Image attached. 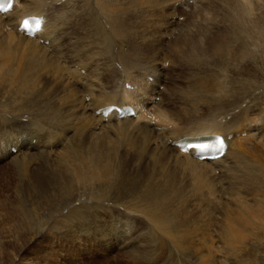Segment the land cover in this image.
I'll list each match as a JSON object with an SVG mask.
<instances>
[{"label": "bare ground", "instance_id": "6f19581e", "mask_svg": "<svg viewBox=\"0 0 264 264\" xmlns=\"http://www.w3.org/2000/svg\"><path fill=\"white\" fill-rule=\"evenodd\" d=\"M222 1L230 13L224 11L228 20L221 19L223 12L217 21L231 25L214 33L217 27L201 25L208 23L213 6L214 12L221 8L212 0H14L10 11L0 13V161L8 159L21 170L22 197L44 211L58 210L66 227L92 246L127 249L129 258L141 262L154 258L155 244L167 264H228L230 252L236 264H259L248 249L264 248V175L254 181L257 190L251 196L233 206L214 207L215 216L193 201L196 188L222 195L226 187L213 180L212 171L220 169L217 164L233 155L232 150L247 157L262 155L247 142L255 133L240 125L222 131L215 121L174 130L169 126L176 120L170 97L210 93L193 72L190 91L173 71L165 83V67L160 65L166 58L173 63L208 54L223 58L236 41L240 48L233 53L248 54L251 33L240 31V22L257 28L253 35L264 42L263 12L257 15L246 0ZM214 12L209 13L211 21ZM31 15H43L41 29L33 37L24 36L16 28ZM88 47L104 57L95 66L75 54ZM163 98L171 109L161 106ZM111 104L131 105L135 117L96 114ZM22 113L32 117L25 122L16 116ZM203 134L225 138L222 157L198 160L174 144ZM112 208L131 213L122 216ZM134 214L144 219L140 230Z\"/></svg>", "mask_w": 264, "mask_h": 264}, {"label": "rangeland", "instance_id": "374dc122", "mask_svg": "<svg viewBox=\"0 0 264 264\" xmlns=\"http://www.w3.org/2000/svg\"><path fill=\"white\" fill-rule=\"evenodd\" d=\"M217 1L218 2H216V0H212L215 5L218 4L216 6L221 5V8L217 10L219 13H221L219 14L216 10V12H214V6L212 7V10L209 11L211 14L212 11L216 14L213 16V21L216 19L215 22L211 21L212 17H209L211 14L209 15L208 13V19L204 18L208 21V23L204 22L205 26L204 24H201L204 28L208 25L209 29V25H212L213 28L215 27L214 29L217 27L216 30L211 29L212 32L220 30L221 27V29H228L230 27L229 24L231 25L229 21L219 22L221 19L223 20V17L226 19V16L228 13H230V10H228L229 12L226 11L227 6L226 4L222 6V0ZM246 1L250 2L251 5L254 6L257 15L262 12L264 14V0ZM204 3L205 2L203 1L202 4ZM224 11L227 12V15H225L226 12ZM223 12L224 16H222L220 19L219 16L223 15ZM182 17H184L185 20L187 19L184 15H182ZM218 19L220 20L217 21ZM226 20H228V18ZM227 23L229 24L227 25ZM240 23V31L243 32L245 29H249L247 32L251 33L249 34L248 41L252 40L251 42L253 45L250 46V51L248 54H234L240 48V42L236 41L233 42V46L230 48L231 50L223 58L221 57V54H217L215 56H210L208 54L207 57L204 56L199 60L190 57L189 59H186L187 63L182 60L181 62L178 61L173 63L167 58L160 61V65L168 69L167 71L164 68L165 83L168 82V73L173 71V73L180 79V82H182L184 85H188L187 88L189 87V89H186V87L185 89L190 91L189 83L194 79V76L192 75L193 73H197L199 74L198 82L201 84L202 89L207 90L204 92H208V94L210 93L209 95L205 94L206 96L201 98L193 96L190 94V92L179 93L177 95L178 97L171 96L169 101L175 109L176 120L173 125L169 126L173 127V129L176 131H183L193 127L198 128L201 126H206V124L215 121V125L218 127V129L225 131L240 125L246 127L248 131H253L255 133H252L254 135L248 133L249 135L247 142L249 141L248 144L253 146L256 152L262 153V155H257V153H255L253 157H247L236 150H232L233 155H228L224 160H222V162L217 164V166L219 165L218 167H220L221 171H212V174L215 173L212 178L216 183L221 182L223 185H225L226 188L222 190L223 192L221 191V196H215L216 192H214V190V193L211 194V190H204L203 187L199 190V188L195 189L194 187L196 190V197H194L193 201L196 200L195 203L207 208L208 213H211L208 215L210 217L215 216V214L211 212L213 209L225 208L229 205L233 206L235 202L245 200V197L251 196L252 193L257 190L253 189L255 188L254 185H256L254 184V181L257 183V181L260 179V176L264 175V161H262L264 158V42L260 41L259 38L257 39L255 34V36L253 35L257 28L251 27L249 22ZM67 26L65 28L63 27L65 29L64 32L67 30V28L69 29ZM235 26L238 27V24H235ZM250 30L253 31L251 32ZM72 31L76 30L74 29ZM67 34H65L66 37H69ZM190 52L189 53L194 56L193 50ZM75 54L78 55L79 60L82 62H91L94 66L96 65L95 61L97 59L104 58L101 56V54H98L97 49L93 47H88L86 49L83 48V51L79 52V54ZM99 56L102 58H98ZM183 78L187 81L185 80V82H183ZM216 80L219 82L218 86L221 85L219 91H214V88L218 87H214L216 86ZM83 86L84 85H82V87ZM210 95L211 97L215 98L209 97ZM2 97L3 96L0 93V98ZM192 98L193 100H191ZM161 106L168 109L172 108V106H169L168 101L164 98L162 99ZM209 115H214V118H211ZM16 116H20L19 118L23 119L26 118L27 120L25 119V122H27L30 117H32L30 113H22L23 117L20 114ZM205 116H207V119ZM202 118L206 119L207 123H205L206 121L204 120L202 121ZM155 123L161 124V126L163 124L157 121ZM255 126L258 128L253 129ZM256 129L257 132H255ZM230 151L231 149L228 151V153ZM4 160L0 161V264H167L164 253H157L158 247L155 244H153V247H155V250H157L155 253V255H157H154V258L147 261L146 263L141 262V260H139V258L136 259V257L133 259L129 258L127 256V249H125L127 251H121V249L115 250L109 248L107 245H94L95 247L92 246L90 242L87 241V239H82V237H80L74 228L72 230L67 228L68 226L65 225L61 218L57 217L59 213L58 210L49 209L48 211H44L40 205L34 207V202L31 198L27 196H23V198L18 192L21 188V183L20 176L18 177L17 174L19 172L20 175L21 170H19L16 165L13 166V164L7 163L6 160L8 159ZM214 165L215 164L211 165L212 168H214ZM193 179H191V181H193ZM249 179L252 181L250 182ZM258 184L260 183L258 182ZM263 187L264 184L262 185V188ZM198 190L200 191L199 193ZM73 196L70 200L72 203L75 200ZM128 196H130V194ZM55 203L57 202H53V204ZM205 205H208V207ZM209 206L212 208L209 209ZM111 210L112 213H118L119 215L122 214V216L128 215V212L131 213L130 211L123 208H112ZM66 212L67 209H64L63 213ZM133 217L135 219L134 221L137 222V228L140 230L145 224H143L144 219H141V216L138 214H134ZM226 217L227 214H225V218ZM230 219H232V217H230L229 220ZM63 225L67 227H62ZM208 241L207 245H210L211 240L209 242ZM251 246L248 251H251L250 253L253 255L251 258L254 259L252 260L255 262L257 261L259 264H264V248L260 247L256 248L255 250V248L252 249ZM231 253L232 252H230V257L233 259L228 264H236L235 258L233 256L234 253Z\"/></svg>", "mask_w": 264, "mask_h": 264}, {"label": "snow or ice", "instance_id": "6c2138e0", "mask_svg": "<svg viewBox=\"0 0 264 264\" xmlns=\"http://www.w3.org/2000/svg\"><path fill=\"white\" fill-rule=\"evenodd\" d=\"M6 4L8 5V7H11V4H8V0H0V10H3L5 8ZM23 27L25 28V30H28V28H29V21L28 20L23 21ZM194 147L199 148V149H205V148L214 147V145L198 144V145H195ZM217 150H219V149H217Z\"/></svg>", "mask_w": 264, "mask_h": 264}]
</instances>
